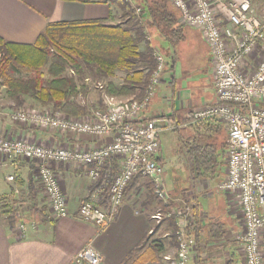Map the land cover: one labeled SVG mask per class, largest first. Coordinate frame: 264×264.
<instances>
[{"label":"built area","instance_id":"built-area-1","mask_svg":"<svg viewBox=\"0 0 264 264\" xmlns=\"http://www.w3.org/2000/svg\"><path fill=\"white\" fill-rule=\"evenodd\" d=\"M141 16L138 0H125ZM179 12L180 25L197 30L211 52L217 100L192 113V124L216 120L228 133L226 176L219 189L240 209L244 229L236 234L242 246L241 264H264V15L259 18L251 0H233L226 7L221 0H171ZM226 18L228 26L223 25ZM239 30V31H237ZM150 40V38H149ZM157 68L145 96L126 102L104 93L102 107L84 117H74L51 108H18L10 114L20 126L44 130L84 134L102 143L92 148L47 147L23 138L0 136L2 162L25 160L36 167V181L44 192L50 217L60 220L69 215L68 199L53 164H78L87 169L88 178L96 186L92 196L81 203L80 215L102 230L116 217L129 186L138 175L152 181L159 200L169 206L165 171L159 162L161 142L156 123L143 117L151 106L167 61L160 49L154 48ZM258 57L252 71L248 59ZM90 81L88 80L87 83ZM104 90V85L99 84ZM174 129V125L170 126ZM113 163L117 169L111 177ZM16 165V164H15ZM111 180L109 181V179ZM8 181H16L15 175ZM109 185L110 208L100 206V194ZM234 202V203H233ZM162 214L154 216L161 219ZM189 215L172 208L168 217L177 220L176 254L163 257L162 264H192L196 241L185 219ZM192 223V222H191ZM16 230L24 238L28 228L38 224L18 222ZM77 264H101L102 258L93 248L83 249L75 258Z\"/></svg>","mask_w":264,"mask_h":264},{"label":"crops","instance_id":"crops-1","mask_svg":"<svg viewBox=\"0 0 264 264\" xmlns=\"http://www.w3.org/2000/svg\"><path fill=\"white\" fill-rule=\"evenodd\" d=\"M232 1L221 0L228 8ZM251 2L255 14L262 18L264 15V0H251ZM111 12L113 13V8L106 3L66 2L63 0H0V38L17 45H33L49 24L109 20ZM221 18L224 21L223 25L228 26L226 18L224 16H221ZM189 32L190 37L188 39ZM184 36V40L190 41L194 50H200V57L198 58L203 62L204 68L194 75L187 72V78H190L189 81L192 79H200V81H193L187 86L184 85L183 81H178L174 75L179 54L170 51L174 55L171 56L170 64H167L169 74L164 73V79L157 88L151 106L143 113L145 119L156 123L159 133L161 130L160 123L166 124L165 129H170V126L173 125L174 130L185 129L186 132L193 129L192 113L203 106L199 103L201 99H206L208 102H205L206 104L214 103L217 100L211 73L212 61L209 47L202 34L197 30L185 28ZM149 38L154 48L159 46L164 53L166 52L163 47L164 45L168 47V42L155 33L151 34ZM261 49L264 50V42L261 43ZM194 55L195 58L197 52L194 51ZM258 61V57H250L248 59V71H252ZM184 73L186 74V72ZM202 75L206 78L204 84H201ZM124 77L125 74L119 72L116 81L121 83ZM159 87H161L160 90ZM162 87L165 89L163 90ZM0 90L4 89L0 88ZM3 104L5 105L0 108L1 137L23 138L54 148L75 149L77 146L92 148L102 143L84 134L65 133L51 129L44 130L31 126L20 127L10 118V114L15 110V107L5 101ZM211 128H214V126H211ZM188 147L189 144L186 142L184 144V153L186 150L184 155L189 161ZM161 151L159 162L164 166ZM175 151L177 150L175 149ZM214 151L221 160L219 169L222 174L226 167L227 148L225 143L221 152L215 146ZM173 156L172 166L178 163L175 160V157L178 158V156L174 150ZM188 164H191V161ZM114 166L116 167V163H113V169L111 168V177L116 171ZM51 167L56 172L68 199L69 215L60 220H53L50 217L48 200L36 181L35 164L25 160L1 161L0 264H77L75 261L76 256L87 247L93 248L101 255V264H126L130 261L131 252L152 234L155 237L158 233L164 241L169 236L170 228L166 220L161 222L158 230L155 229L154 216L158 212H162V209L158 202L153 200L146 179L140 178L129 186L112 224L102 230L94 223L84 220L80 215L81 203L88 200L96 189V186L88 178L87 169L73 163L53 164ZM11 175L16 177V181L13 183L8 181V177ZM202 180L204 181L205 178ZM192 181L193 187L199 182L196 179L194 180L193 177ZM108 186L106 185L100 194V206L105 211L110 208ZM190 190L194 191L193 188ZM191 193L194 192H190L188 195ZM172 198L175 208L184 207L189 209V203H186L181 197L172 195ZM233 214L237 219L236 224L232 225L229 230L224 229L223 233L227 231L230 235L235 236L243 231L244 226L240 214L238 212ZM22 221L29 224L35 222L39 227L37 230H33L30 226L26 237L22 238L15 226ZM201 222L202 220H199V218H194L192 225L198 223L199 229L203 225H201ZM198 231L196 230V235H193L197 251L194 254L192 264L242 263L243 256L241 255L242 246L240 243L232 238L231 240H225V233L222 238H213L209 232L207 236L204 229ZM165 244L166 250L161 254V258L176 251V248L171 247L168 241H165Z\"/></svg>","mask_w":264,"mask_h":264},{"label":"trees","instance_id":"trees-1","mask_svg":"<svg viewBox=\"0 0 264 264\" xmlns=\"http://www.w3.org/2000/svg\"><path fill=\"white\" fill-rule=\"evenodd\" d=\"M63 1L106 3L113 8V13L109 20L49 24L33 45H17L0 38V88L4 89L6 100L16 107H26L29 103L30 108L49 107L70 116L84 117L95 108L86 102L91 93L88 80L105 83L104 90L110 96L140 100L157 68L154 47L149 40L151 33L169 43L168 60L174 55L170 51L185 38V28L180 25L179 12L171 0H138L143 8L140 17L125 0ZM22 71L32 75L22 77ZM119 72L125 74L121 83L116 81ZM211 126L216 132L221 130L216 120L194 124V127L207 130H211ZM188 149L194 180L214 177L221 165L214 146L203 142L191 144ZM140 178L146 179L151 196L161 206L163 214L175 208L173 203L162 204L148 178L138 175L134 181ZM192 199V213L199 218L200 203ZM165 218L170 228L165 241L177 248V220ZM189 225V229L195 226L194 229L200 231L198 223ZM159 228L160 225L155 229ZM208 229L213 238L224 236L221 223H211ZM165 241L152 234L131 252L126 264H162Z\"/></svg>","mask_w":264,"mask_h":264},{"label":"rangeland","instance_id":"rangeland-1","mask_svg":"<svg viewBox=\"0 0 264 264\" xmlns=\"http://www.w3.org/2000/svg\"><path fill=\"white\" fill-rule=\"evenodd\" d=\"M180 15V14H179ZM152 35L154 34V32L151 33ZM190 37V32L188 34V39ZM157 49L161 48L159 46H156ZM170 47L165 46L163 47L164 51H166L165 53H168L167 49H169ZM171 49V48H170ZM162 51V50H161ZM175 51V52H174ZM194 51L197 52V56L194 58ZM162 51V54L165 56L167 64L169 62V60H172V58H170L169 60L167 59V54H165ZM173 53H177V55L179 54V60L177 61L176 64V70L174 75L176 76V79L178 81H183L184 85H188L190 82L193 81H200V79H192L189 81L190 78L188 77L187 72L190 73V75H194L196 73H198L200 70H202L204 68V64L203 62L200 61V50L198 51L197 49L194 50V48H192L190 41H181L179 43V45L176 47V49L173 50ZM169 58V57H168ZM170 64V63H169ZM168 66L166 65V69H165V73L166 75L169 74L167 71ZM186 72V74L184 73ZM212 78L214 81V77H213V65H212ZM22 77H29L32 74L31 73H27L25 71H22L20 74ZM186 77V78H185ZM205 76L202 75L201 78L203 80H201V84H204L206 81V78H204ZM164 79V77L162 78ZM205 79V80H204ZM89 87V89H94V90H89L90 96L88 97V99L86 100V102H88V104H91L92 106H95V108L93 110H96L99 108L100 103H103V96L104 93L107 92V90H101L99 89V84L90 81L89 83H87ZM103 84V83H101ZM105 85V83H104ZM106 86V85H105ZM160 86V85H158ZM163 90L165 89L164 87H162ZM161 89V87H159V90ZM119 101L122 102H126L128 100H132L135 98H119L117 97ZM7 103H10L13 107H15V110L18 109L19 107H16L13 103L9 102L8 100H6L5 94H4V90H0V108L1 106L5 105L3 104L4 101ZM138 100V99H136ZM197 102V100H196ZM205 102H207L206 99H201V101L199 102L202 105L206 104ZM208 103V102H207ZM29 103L26 107H22L25 109H31ZM97 107V108H96ZM37 108V107H35ZM49 108V107H46ZM39 109H43V108H39ZM207 122V121H206ZM206 122H201V123H206ZM211 123V121H208ZM221 130L219 132L214 131L211 127V130H207L203 127L198 128V127H193V129H190L189 131L185 132V129H181V130H174V129H169L166 128L165 129V125L163 123H160V133H159V138L161 141V145H162V151H161V157L164 160V171H165V183H166V190L167 193L169 194L170 197V201L171 203L174 202V200H172V195H177L179 197H181L182 199H184V201H186V203H189V209L184 208V207H180V209H182L183 211H185L189 216L185 219L186 223H191L193 222L195 216L192 213V209L191 206L194 204L193 202V197L195 198L196 201H198V203H200L201 207H200V213H199V220H202L201 225L202 227H200V229H204L205 234L208 236V225L211 223H221L223 224V227L225 230H229L232 225L236 224V217L234 216V214L232 215V213H239L240 209L238 208L237 205L232 204L229 201L228 196L221 192L219 189L220 184L224 181L225 176H226V167L225 170L223 171V173H220V169H217L216 174L214 177H204L205 180L203 181V178H197L196 180H198L199 182L196 183V185L193 187V181H192V177H194L193 174V166H192V162L191 164H188L191 160L189 159V161L186 159L185 157V153H184V144H200L203 143L204 144H210L213 145L215 147H217L219 149V152H221L222 146L226 145L227 148V140H228V133L227 130L225 128V126L223 124H219L217 123ZM18 125V124H17ZM20 126V125H18ZM21 127V126H20ZM1 136V135H0ZM175 149L177 151H175ZM173 150L175 152V154H177L178 158L175 157V160L178 163H175L174 166H172V160L174 159L173 156ZM188 153V152H187ZM225 165H226V160H225ZM194 179V178H193ZM202 180V181H201ZM133 183V182H132ZM108 185V184H107ZM194 191H191L190 189H192ZM172 190V191H170ZM190 192H194L191 193L190 195H188ZM156 194V191H155ZM227 198H228V202H227ZM161 201V200H160ZM162 202V201H161ZM177 203V202H176ZM162 204L165 206V203L162 202ZM179 208V207H177ZM233 210V212H232ZM161 215V219H155V227L159 226L161 224V222H163V220H165L166 216L168 217V213L163 214L161 211L158 212L156 214ZM192 214V215H191ZM192 224V223H191ZM190 226V225H189ZM190 234L196 235V230L194 229V227H191L189 229ZM242 232V231H241ZM240 232V233H241ZM225 233V232H224ZM238 233V234H240ZM160 235H158V233L155 235L154 238H158ZM206 236V238H207ZM225 240H231V238L236 241V236L230 235L229 232L226 231L225 233ZM237 242V241H236ZM239 243V242H238ZM178 244V243H177ZM177 250V248H176ZM173 255L176 254V251H174V253H172Z\"/></svg>","mask_w":264,"mask_h":264}]
</instances>
